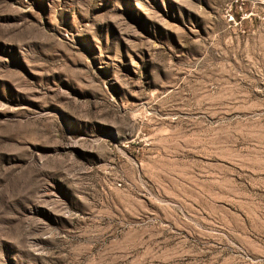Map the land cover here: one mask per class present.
<instances>
[{
    "label": "rangeland",
    "instance_id": "1",
    "mask_svg": "<svg viewBox=\"0 0 264 264\" xmlns=\"http://www.w3.org/2000/svg\"><path fill=\"white\" fill-rule=\"evenodd\" d=\"M0 264H264V0H0Z\"/></svg>",
    "mask_w": 264,
    "mask_h": 264
}]
</instances>
